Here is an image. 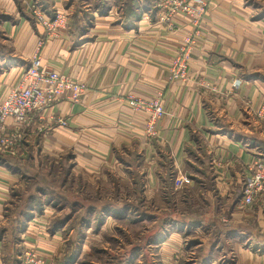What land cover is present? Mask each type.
Returning a JSON list of instances; mask_svg holds the SVG:
<instances>
[{
	"label": "crops",
	"instance_id": "1",
	"mask_svg": "<svg viewBox=\"0 0 264 264\" xmlns=\"http://www.w3.org/2000/svg\"><path fill=\"white\" fill-rule=\"evenodd\" d=\"M35 1L0 0V102L37 54L43 66L89 88L78 102L57 104L54 118L32 115L23 143L1 155L21 168L30 162L47 167L46 176L70 156L67 180L76 182L72 200L78 206L65 221L45 204L17 231L10 205L26 180L0 164V228L9 227L0 240V264H13L25 249L50 263L72 243L77 258L89 252L96 224L82 222L81 238L68 230L71 220L84 209L92 214L115 203L124 188L127 197L128 190L140 193L142 206L156 209L144 211V220L172 228L146 240L158 252L157 264H264V193L251 204L243 198L248 166L264 159V0H205L204 16L196 22L179 14L173 32L156 22L153 9L147 11L150 21L143 15L128 21L129 0H37L46 19L59 11L67 15V26L52 36L32 14ZM194 35L188 78L173 79L174 60ZM130 96L161 100L166 114L155 134L148 132L151 111L133 110ZM7 126L18 128L13 119ZM183 174L192 182L184 186L187 207L179 217L177 207L167 204L180 190L175 176ZM110 184L118 188L113 200L104 201L103 186ZM61 189L68 198L65 183ZM85 227L92 229L86 236ZM182 227L192 235L190 246L183 244Z\"/></svg>",
	"mask_w": 264,
	"mask_h": 264
},
{
	"label": "built area",
	"instance_id": "2",
	"mask_svg": "<svg viewBox=\"0 0 264 264\" xmlns=\"http://www.w3.org/2000/svg\"><path fill=\"white\" fill-rule=\"evenodd\" d=\"M32 10L35 17L48 28L47 36H52L56 29L67 26V15L64 12H57L55 18L49 20L44 17L40 8ZM154 10L156 22L164 24L167 30L173 32L178 27L175 20L179 14L188 15L198 22L207 11V3L205 0H155ZM143 19L150 21V14L144 13ZM196 35L185 38L184 47L181 48L171 68L173 79L188 78L189 54L190 49L196 43ZM88 88L85 81L62 76L57 70L43 66L40 55H35L0 102V153H13L23 143L25 135L22 129L29 123L32 115L37 114L40 118L50 115L54 118L53 108L57 104L64 99L78 102ZM128 102L133 110L144 108L151 111L148 132L155 134L157 121L166 114L161 100L130 96ZM260 113H264V103ZM8 119H13L18 128H9ZM60 121L66 124V121L62 119ZM248 171L250 177L244 184L243 198L246 204H251L258 193H264V159L256 158L248 166ZM191 182L192 179L185 174L174 178V185L177 189ZM19 264L51 263L39 257L34 249H25L20 255Z\"/></svg>",
	"mask_w": 264,
	"mask_h": 264
},
{
	"label": "rangeland",
	"instance_id": "3",
	"mask_svg": "<svg viewBox=\"0 0 264 264\" xmlns=\"http://www.w3.org/2000/svg\"><path fill=\"white\" fill-rule=\"evenodd\" d=\"M36 1L34 2L35 5L32 7V9L40 8L39 7L40 3ZM154 5H155V2L151 8L153 10H154ZM32 14H33V10H32ZM45 168L42 170L43 172L44 170L47 172L49 169V168L48 169H45ZM51 168L52 169L50 171L53 172V174L56 176L55 179H57L55 183L56 186L54 187V192L57 198L60 199V196H61L60 194L63 193L62 192L63 190L60 188V186L63 183H65V191L70 190L68 193L66 192V195L69 197V199H74L75 195H73L74 193L73 189L76 187V182H74L73 184L72 180L66 179L62 184H60L58 180L61 178V173H62L61 164L57 163L54 166L52 165ZM37 170H39V168L35 167L34 171H37ZM49 177L50 176H48V178ZM117 188L114 189L112 184L104 185L102 189V192L104 193L102 200L104 201L113 200L111 197L115 196V191ZM182 188H183L182 190L181 188H179L180 190H178L177 192H174L177 194L173 195L171 197L172 198L171 202H168L167 204L168 209L173 206L177 207V209L179 210L178 212L179 217H181L179 213L182 214L180 210L186 209L187 207L186 202H185V200H187V190L184 187ZM18 190L20 194L24 196L23 198V204H24L25 203L24 201H26V197H27L25 193L30 192L32 188L29 186V184L25 183ZM129 193H130V196L127 197L126 190L124 188V193L121 195L123 197H121V199L116 198L115 203L112 202V204H103L100 208L94 209L95 212L92 213L93 215L87 212L86 210H83V214H82L83 217L81 218V220L84 226H87L89 224H97V221L99 220L98 217L102 218L101 215H103V213L100 215L101 213L100 211L105 205L108 206V207L105 206L108 208V210L111 211L113 209L114 213H109V211L108 213L114 214V215L103 216L104 217L102 221L103 224H101L98 229L93 227V231H94L93 236L95 240L94 242H92L90 249L86 250L89 252H85L80 257H78L77 261L74 264H157L158 263L157 261L158 256H155V253H158V252L157 250L152 248L154 244H149V242L147 243L146 240H149V239L154 240L153 238L155 235L159 236L163 232L165 235L166 229L167 231L171 232L172 228L171 227L167 228L166 226V228L161 229L158 226V224L154 223L153 220H150V219L144 220L143 219L144 211L149 210L152 213L156 209H154L152 206H149L147 204L146 205L144 204V207H143L142 202H141V197L138 196L140 193H137L138 194L137 195L135 194V192H131L128 190L127 194ZM19 202H20V199L15 197L14 202H12V204L10 205V208L12 209V211H15L18 208V206L20 207ZM58 202H59V205L55 206L57 208L58 216H60V218L63 217L64 220L66 221L69 219L70 215L74 214V211L66 212V210H62V207L65 206L64 205L65 202L64 200L62 201L58 200ZM126 206H129L128 207L129 211L124 210ZM68 207H69L68 209H70L71 206H68ZM85 208L88 209V206H85ZM172 212H174V217H175L177 214L176 213L177 210L174 209V211H171V213ZM171 213L169 210V215ZM15 214H16V211H15ZM80 214L81 213H79L78 215ZM183 216L184 218H186L185 215ZM77 217L78 216H75L72 222ZM108 219H110V222L107 224V226H105V222ZM182 220L183 219H180L181 224L183 225ZM85 228H87L85 229V236H86L88 231L92 229H90V227H85ZM183 228L184 227H182L180 230L183 232V235L185 238V241H183V244L184 246L187 247L190 244L192 235L184 231L185 228L184 229ZM72 246L75 247V243H72V245H69V246L67 245V247L63 251V254L64 253L65 254L64 255L62 254L61 256L57 257L55 263L53 262L51 264H58L59 259H63L66 255H70L72 253ZM19 263H20V256H18L16 261L13 260V264H19Z\"/></svg>",
	"mask_w": 264,
	"mask_h": 264
},
{
	"label": "trees",
	"instance_id": "4",
	"mask_svg": "<svg viewBox=\"0 0 264 264\" xmlns=\"http://www.w3.org/2000/svg\"><path fill=\"white\" fill-rule=\"evenodd\" d=\"M155 0H146L145 3H143L142 5H140L137 0H129L126 1V3L124 4V15L127 18V20L129 21H133V20H140L142 15L144 14V11H150L153 4H154ZM136 9H140L139 11H136ZM144 10V11H143ZM70 156L67 155V157H64L61 161L60 164L62 166V173H61V178L58 180V182L60 184H62L66 179H67V175L69 173V165L66 163L67 159ZM32 158V154H30L27 159L31 160ZM0 164L4 165L6 167H8L9 169H11L14 172H21L23 178L26 180V183L29 184V186L32 188V190L30 192H26L25 195L26 197V208L25 209H21V206L23 204V198L24 196L22 194H20L19 190L16 189L14 191V197H17L18 199H20L18 208L15 211H12L11 214L16 215L14 216V220L12 221L13 226L17 224V231L22 232L23 230H25L26 227V222L30 221L32 219V217L34 216L35 212H41L42 208L44 207L45 204H53V206L59 205L58 200L62 201L64 200L65 204L64 205H68L71 206L70 209L71 211H74V213L76 212V207L78 206V202L77 201H73L72 199H69V197L67 198L63 193L60 194V199L57 198V196L55 195L54 192V187L56 186V180L55 179V175L53 174L52 171H50V176L48 178V176H46L42 170H35V167H37L35 165V163L30 162L29 165L27 167L21 168L18 165H16V162H14L13 160H9L6 159L4 157H2L1 153H0ZM62 187V185L60 186V188ZM142 189V185L141 183L138 181L137 183V190H141ZM139 199V198H138ZM14 202V201H13ZM129 206L125 207L124 210H129L128 208ZM85 210V209H84ZM94 209H92L93 212ZM14 212V213H13ZM100 215L103 213L102 218L98 217V221L97 224L95 226L96 229L99 228V226L102 224L103 221V216H107L109 215L108 213V208L107 207H103L100 211ZM79 213H81L80 215H76L78 216L72 223H70L68 230H72L75 229L76 231H78V234L81 238H83L82 234H81V229H79V225L80 222L82 223L81 218L83 217V210L80 211ZM91 213V212H89ZM73 216L70 215L69 219ZM75 218V217H74ZM73 220V219H72ZM71 220V221H72ZM186 220V219H185ZM160 223L163 224V220H160ZM9 230V227H1L0 228V240L3 239L4 234ZM76 248L73 249V252L70 255H66L63 259H59V263L58 264H74L77 261V254H76ZM9 255L11 256V253H9ZM15 255V254H14ZM18 258V257H17ZM16 256L14 261L17 260Z\"/></svg>",
	"mask_w": 264,
	"mask_h": 264
}]
</instances>
